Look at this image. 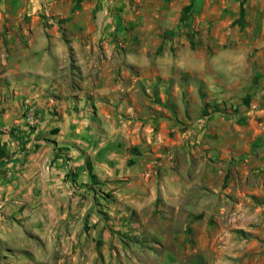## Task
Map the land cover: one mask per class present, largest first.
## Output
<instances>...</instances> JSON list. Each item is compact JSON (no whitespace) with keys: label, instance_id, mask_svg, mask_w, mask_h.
Listing matches in <instances>:
<instances>
[{"label":"crops","instance_id":"crops-1","mask_svg":"<svg viewBox=\"0 0 264 264\" xmlns=\"http://www.w3.org/2000/svg\"><path fill=\"white\" fill-rule=\"evenodd\" d=\"M176 75L192 77L214 132L169 185L158 143L173 110L153 90ZM88 158L117 205L178 206L180 246H160L173 255L160 264H264V0H0V264H89L53 252Z\"/></svg>","mask_w":264,"mask_h":264},{"label":"rangeland","instance_id":"rangeland-1","mask_svg":"<svg viewBox=\"0 0 264 264\" xmlns=\"http://www.w3.org/2000/svg\"><path fill=\"white\" fill-rule=\"evenodd\" d=\"M162 52L163 47H160L157 54ZM172 53L173 57H177L175 50ZM190 59V56H186L187 61ZM74 64L71 71L80 74L77 65ZM210 69L211 66L207 63L204 66L205 73L208 74ZM165 81L167 85L164 87V92L160 87L155 86L153 101L169 105L173 110V114L168 116L174 119V124L169 127L166 138L159 139L158 146L162 158L158 159L157 165L162 182L170 185L176 181L179 169L183 166L190 168V163L192 164L195 156L204 151L203 147L209 145L208 142L211 141L214 132L213 123L211 124L213 115H208L211 113L204 109V102L214 101L215 94L209 93L207 84L199 83L198 85L203 87L204 104L195 105L190 89V84L193 83L191 76L181 79L176 75ZM86 163L92 166V172H89L90 185H87L86 191L78 193L80 199L77 204L74 206L67 204L63 211L59 210L60 214L71 217L72 226L67 225L63 239L54 241L53 252H56V248L58 257L69 262L76 259L77 249H82L84 255L80 253L79 259L82 257L85 260L89 259V264H129L135 261L160 264L170 260L173 255L164 254L160 246L164 248L180 246L177 234L181 223L175 219L178 206L165 205L160 200L161 206L156 208V212L145 211L141 216L129 207L117 205L116 195L111 188L113 182L93 174L95 166L92 159L88 158ZM129 167L123 165L122 172ZM73 178L75 176L70 175L69 180ZM122 182L126 183L124 180ZM172 226H176L175 230H170ZM155 228L161 230L160 237H156L153 233ZM191 242L194 243L193 240ZM65 246L67 251L62 250ZM70 252H73L74 259ZM145 252H156V254L144 255ZM51 257L52 262L57 264L58 258L54 254ZM197 257H200L198 263L195 262ZM185 258L186 264H210L204 255H187ZM78 263L81 262L78 261ZM231 264H245V256L232 257Z\"/></svg>","mask_w":264,"mask_h":264},{"label":"trees","instance_id":"trees-1","mask_svg":"<svg viewBox=\"0 0 264 264\" xmlns=\"http://www.w3.org/2000/svg\"><path fill=\"white\" fill-rule=\"evenodd\" d=\"M214 112L215 113H224L222 110H219L217 107L215 108ZM88 170H89V172H92V166L90 163H88Z\"/></svg>","mask_w":264,"mask_h":264}]
</instances>
